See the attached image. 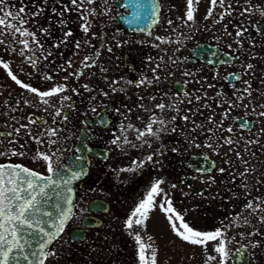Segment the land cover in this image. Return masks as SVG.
<instances>
[{
	"label": "flooded vegetation",
	"instance_id": "af4514ba",
	"mask_svg": "<svg viewBox=\"0 0 264 264\" xmlns=\"http://www.w3.org/2000/svg\"><path fill=\"white\" fill-rule=\"evenodd\" d=\"M14 1L5 0L7 9L25 8L24 28L38 44L28 37L25 49L18 34L0 36V164L47 174L49 163L54 168L80 153L78 147L86 164L73 183L71 215L43 264H86L49 262V254L66 245L70 260L78 261L77 249L105 238L101 228L113 203L131 214L157 181L160 191L145 221L148 249L165 257L158 264H190L188 256H197L195 264H220L213 250L220 239L224 264H264V0H224L223 6L218 0L207 19L210 0H199L191 21L186 0H94L84 3V13H95L87 15L86 33L85 21L68 18L72 1L17 0L13 7ZM137 4L148 19L140 16L128 28L119 18ZM55 48L62 55L48 57ZM60 86L54 95H37ZM249 201L255 211L245 207ZM161 204L194 230L219 228L223 235L205 246L184 242ZM86 216L93 223L83 225ZM73 228L83 229L81 239L69 238ZM118 233L126 244L115 264H138L131 261L136 235L128 240Z\"/></svg>",
	"mask_w": 264,
	"mask_h": 264
},
{
	"label": "snow or ice",
	"instance_id": "6c2138e0",
	"mask_svg": "<svg viewBox=\"0 0 264 264\" xmlns=\"http://www.w3.org/2000/svg\"><path fill=\"white\" fill-rule=\"evenodd\" d=\"M94 0H79V5L84 3L92 4ZM74 5H78V0H72ZM199 0H186V18L187 20L191 21L194 19V13L196 11L195 4H198ZM218 0H210V7L207 10L208 16L212 15V10L215 6H217ZM224 0H219V5L223 6ZM78 5V6H79ZM137 11L133 13V22H135L140 17V5H136ZM153 12H155V6H153ZM38 14V13H37ZM95 13L92 11H88L81 15V19L85 21V24L82 25V30L86 33L88 31L87 26V15H94ZM260 14L264 16V9L260 10ZM26 15L25 8L20 7L18 10L10 11L7 9L5 5V0H0V36L4 35H14L18 34L19 37L24 38L19 41L25 49L29 47V40L28 37L32 38V43L38 44L36 40L35 34L29 32L24 28L25 19L24 16ZM171 23V21H169ZM67 35H71V33H67ZM237 35H241L238 31ZM159 39V38H158ZM4 43L2 39H0V44ZM79 47V44L77 45ZM23 55V52L21 53ZM89 57H85V66L87 65V60ZM3 67L5 69L8 68L7 64H4ZM252 65H247V68H251ZM8 75L17 83L20 84V81L16 79L15 76L12 75L11 72ZM239 77H237L238 79ZM21 87H25L24 85H20ZM29 91H35L34 89L29 88ZM63 86L58 88L52 89L50 92L44 93H37L42 97L51 96L56 94L59 91H63ZM248 91V89H245ZM67 99V97H65ZM47 103L46 100L43 101ZM159 108L163 109L165 107L164 104L158 105ZM264 107V106H262ZM59 114V113H57ZM261 116H264V112L260 113ZM211 122V121H210ZM155 123V121H153ZM149 134H151V125L148 126ZM226 131L231 132L232 129L228 128ZM54 133H49L52 135ZM3 135V134H0ZM141 137L145 135L144 132L139 134ZM139 138V137H138ZM116 141H113L115 143ZM224 143L232 144L233 141L231 139H225ZM211 146V145H207ZM16 153H13L15 155ZM3 155V153H0ZM43 160L48 161V156H42ZM151 160V157L148 158ZM17 169L19 171H17ZM49 173L53 172L52 165L49 163L48 165ZM223 171V169H221ZM247 171V170H246ZM23 173L24 178L21 180L19 179L20 174ZM243 175V173L241 174ZM76 174L74 173L70 178H62L57 177L53 179V176L42 177L39 176L37 173L29 171L27 168H21L20 165H0V264H11V262L17 261L19 258H22L24 261H27L28 264H34V262L29 258V255H22L21 257H17L14 255L17 251L19 253L24 252V243H22V229H33L34 225H37L38 222L33 219V212L39 211L36 207L38 204L36 190L38 189L39 195H44L45 188L49 187L50 185H59L63 183L64 185L70 184L72 179H76ZM162 181H157L153 183L151 186L150 191L147 192V195L140 201L138 205L135 206L134 210L131 212L129 218L126 220V226L131 228L133 223L136 225L142 226L147 219V213L151 211V207L153 205V198L154 196L160 191L159 185ZM20 184H26L27 187L23 188L20 187ZM175 187V185H173ZM31 190V191H29ZM68 191L70 192L71 189L69 188ZM22 193H27V198H25ZM64 202L69 205L67 208H61L59 223L54 224L56 231L55 232H43V229H38L39 231L43 232L45 236L48 237V240H44L40 243L39 249L37 252H31L30 255L32 257H42L46 255L44 253V248L46 247L47 243L50 242L51 239L56 237L64 228V221L65 219L69 218L70 213L72 211V197L66 196L64 197ZM264 202V201H262ZM165 203H169L165 201ZM161 211H164L168 215V220L171 226L173 233L179 237L184 242L190 243L192 245L197 246H205L208 242L217 241L219 237L223 235L221 229H216L211 232H201L198 230H194L192 227L189 226L187 222H185L184 217L180 214H177L171 206L167 208L164 204L160 205ZM247 209H252L255 211L256 209L253 208V203L251 201L245 206ZM264 211V209H260ZM42 215L51 216V213L44 212ZM174 221H178L179 224L175 223ZM151 240V237H148ZM135 240L138 248L139 260L140 264H155V256L156 252L155 249H152L151 258H147L145 253L150 247L149 245H145L141 241L140 235L135 236ZM230 243V241H229ZM256 245H253L255 247ZM216 253L219 254L220 264H224L225 259L228 256L226 251V244L223 239L219 240L217 246L213 249ZM240 251L239 249L237 250ZM216 257L208 256L207 260H213ZM39 264H43V259H39Z\"/></svg>",
	"mask_w": 264,
	"mask_h": 264
},
{
	"label": "water",
	"instance_id": "95a60500",
	"mask_svg": "<svg viewBox=\"0 0 264 264\" xmlns=\"http://www.w3.org/2000/svg\"><path fill=\"white\" fill-rule=\"evenodd\" d=\"M133 13H134V9H131L129 13L120 17L119 21L122 22L126 27L133 28L134 26ZM140 16H146V21H147L148 15H140ZM195 50H198V45L193 46V49H192L193 53ZM78 148L81 149L80 153H72L68 155L61 163H59L53 168L52 173L43 174V173H39V172H36V171H33L27 168L29 171L35 172L39 176H42V177H48L51 175L53 176V179H56L57 177H62V178L67 179V178H70L75 173L77 178L72 179L70 184L68 185H64L63 183H60L58 186L50 185L49 187L45 188L44 195H39L38 189L36 190L37 201H38V204L36 205V207L39 209V211L33 212V219L37 221L38 224L34 225L33 229L25 228L21 230L23 233L22 243H24V252L19 253L17 251L16 253H14V255H16L17 257H21L22 255H29V258L34 262V264H39V259L44 260L45 255L38 258V257H32L30 253L37 252L39 249L40 243L44 240H48V237L45 236L43 232H55L56 231L53 225L59 223L61 208L69 207V205H67L64 202V197L69 196V195L72 197L71 207L73 209V203H74L73 183L78 178H80L86 170V164L84 161V157L82 156L83 150L80 147ZM0 165H12V164L2 163ZM21 168H26V167L21 166ZM17 171L19 170L17 169ZM23 178H24V175L23 173H21L19 179L22 180ZM19 186L23 188L27 187L26 184H20ZM69 188L71 189L70 192L68 191ZM22 195L25 198H27V193H22ZM99 202L100 201L98 199H94L91 203L98 204ZM103 209H106V207L104 206ZM44 212L51 213V216L42 215V213ZM91 218L93 217H89V216L84 217L82 224L88 225L90 223H93V222H90ZM67 220L68 218L65 219L64 225ZM38 229H43V232L39 231ZM56 237H54L53 239L50 240L49 243H47L46 247L44 248L45 254L48 249V246ZM82 237H83L82 228H73L70 230V233H69L70 239L72 240L81 239ZM11 264H28V262L24 261L22 258H19L17 261L11 262Z\"/></svg>",
	"mask_w": 264,
	"mask_h": 264
},
{
	"label": "rangeland",
	"instance_id": "374dc122",
	"mask_svg": "<svg viewBox=\"0 0 264 264\" xmlns=\"http://www.w3.org/2000/svg\"><path fill=\"white\" fill-rule=\"evenodd\" d=\"M70 1L72 0H69V2ZM15 3H17V0L14 1L13 7L15 6ZM78 5H79V0H78ZM78 5H74V4L72 5V2H70V6L72 7V9H74V11L71 16L69 15L68 18L72 19L75 22H78V21L82 22L84 20L81 19V15L84 14L85 5L84 4L79 5V6ZM87 21H88V18H87ZM0 39L4 41L5 38L0 37ZM4 44H5V41L4 43L1 44V46H3ZM59 50L61 49L55 48L54 51L48 52L49 55L47 56L48 57L51 56L52 58V56H57V54L62 55V52H60ZM222 70H223L222 68H219L220 72ZM129 216H130V213L128 212L122 215V213L117 211L116 204L113 203L111 213L108 216H106L105 223L101 228V230L105 232L104 234L105 238H103L102 242L98 243L97 245L96 244L93 245L94 247L92 249H85L84 251L82 249L81 250L77 249V252L82 254L79 256L78 261L70 260V255L72 252L68 249V246L62 245L60 249L57 251L51 249L48 261L49 262H52V261L82 262L86 264H89V263L104 264L103 262H105L108 259L109 262H111L112 264H115L118 262V259H119L118 249H120L124 245V243L126 244V239L118 238L119 231H124L125 237H127L128 240H129L130 235L132 234L140 235L141 241L142 242L144 241L145 245H147L149 242V245H150L151 242L149 241V239L145 238V237H149L151 233L149 222L145 221L142 226L133 224L132 227L129 228L126 226V223H125L126 220L129 218ZM130 232H132V234ZM132 241L134 245L136 246V248L134 250V255L130 254L132 255L131 261L134 262V260H136V262L140 264L139 254H138V245L135 242V240H132ZM59 242H61V240L58 241L57 243ZM145 255L147 258L150 259L152 255V251L148 249ZM188 262L190 264H195L197 262V256H191V257L188 256ZM158 263H165V257L164 255H159L156 253L155 264H158Z\"/></svg>",
	"mask_w": 264,
	"mask_h": 264
}]
</instances>
